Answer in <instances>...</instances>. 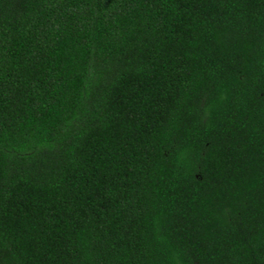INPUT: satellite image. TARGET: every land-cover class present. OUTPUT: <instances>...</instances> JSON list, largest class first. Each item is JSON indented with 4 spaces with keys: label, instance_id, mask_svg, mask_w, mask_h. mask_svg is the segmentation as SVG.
Segmentation results:
<instances>
[{
    "label": "trees",
    "instance_id": "16d2710c",
    "mask_svg": "<svg viewBox=\"0 0 264 264\" xmlns=\"http://www.w3.org/2000/svg\"><path fill=\"white\" fill-rule=\"evenodd\" d=\"M0 264H264V0H0Z\"/></svg>",
    "mask_w": 264,
    "mask_h": 264
}]
</instances>
